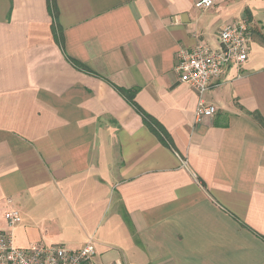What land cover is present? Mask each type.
Returning <instances> with one entry per match:
<instances>
[{
    "label": "crops",
    "instance_id": "obj_1",
    "mask_svg": "<svg viewBox=\"0 0 264 264\" xmlns=\"http://www.w3.org/2000/svg\"><path fill=\"white\" fill-rule=\"evenodd\" d=\"M197 1L54 0L52 15L48 0H0V230L17 210L16 246H95L113 209L104 264H264V0ZM240 21L247 59L203 95L216 113L197 123L175 56L218 50ZM111 84L136 89L172 147Z\"/></svg>",
    "mask_w": 264,
    "mask_h": 264
},
{
    "label": "built area",
    "instance_id": "obj_2",
    "mask_svg": "<svg viewBox=\"0 0 264 264\" xmlns=\"http://www.w3.org/2000/svg\"><path fill=\"white\" fill-rule=\"evenodd\" d=\"M216 2L217 0H199L194 6L198 10H206L212 8ZM250 40L248 23L240 21L219 31L218 50L199 43L191 50L181 49L176 54L174 72L179 81L200 97L195 110L197 123L215 115V107L206 105L202 97L215 86L229 66L239 67L246 61ZM4 218L7 228L0 230V264H96V251L92 240L79 249H69L61 244L18 247L14 243L12 229L20 224V214L10 208L6 210Z\"/></svg>",
    "mask_w": 264,
    "mask_h": 264
},
{
    "label": "trees",
    "instance_id": "obj_3",
    "mask_svg": "<svg viewBox=\"0 0 264 264\" xmlns=\"http://www.w3.org/2000/svg\"><path fill=\"white\" fill-rule=\"evenodd\" d=\"M48 8L52 15H54L55 12V6H54V0H48ZM53 33L56 37V40L60 42V29L58 27H53ZM61 45V42H60ZM68 61L78 70L84 71L86 73L92 74L90 70H88L83 65L79 64L78 62L68 59ZM112 85V84H111ZM113 88L116 90L118 94H120L126 102L138 113L142 119L143 124L154 134L156 137L166 146L172 147L171 142L169 139L168 134L166 131L158 124L156 120H154L152 117L147 115L138 105L135 103V94L136 89H125L122 87H117L115 85H112ZM254 119L262 126H264V120L257 114H253Z\"/></svg>",
    "mask_w": 264,
    "mask_h": 264
},
{
    "label": "rangeland",
    "instance_id": "obj_4",
    "mask_svg": "<svg viewBox=\"0 0 264 264\" xmlns=\"http://www.w3.org/2000/svg\"><path fill=\"white\" fill-rule=\"evenodd\" d=\"M114 210L113 209H107L103 212V216L98 215L97 216V225L95 226L96 232H94V242H95V247L97 248L98 254L97 257L95 258V263L96 264H104L101 258V254H104L106 252H109V254H113L115 251V248L119 246L116 241L119 239L117 238V234H115L116 228L114 225L113 228V223L111 226H108V223L111 222V217L113 214ZM113 228V229H112ZM100 240H104L106 247L102 246V242ZM108 247V248H107ZM99 255V256H98ZM100 262V263H99ZM115 264V263H112ZM118 264V263H116Z\"/></svg>",
    "mask_w": 264,
    "mask_h": 264
}]
</instances>
